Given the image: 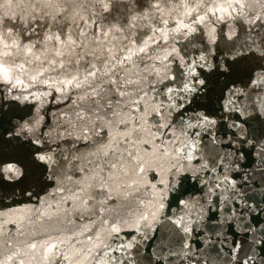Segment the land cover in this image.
Masks as SVG:
<instances>
[{"label":"snow or ice","instance_id":"obj_1","mask_svg":"<svg viewBox=\"0 0 264 264\" xmlns=\"http://www.w3.org/2000/svg\"><path fill=\"white\" fill-rule=\"evenodd\" d=\"M0 264H264V0H0Z\"/></svg>","mask_w":264,"mask_h":264}]
</instances>
